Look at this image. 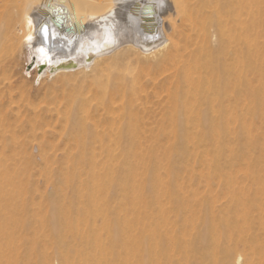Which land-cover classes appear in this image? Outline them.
Segmentation results:
<instances>
[{"label":"bare ground","instance_id":"1","mask_svg":"<svg viewBox=\"0 0 264 264\" xmlns=\"http://www.w3.org/2000/svg\"><path fill=\"white\" fill-rule=\"evenodd\" d=\"M3 1L0 192L33 189L38 176L56 174L54 128L32 100L15 95L10 55L29 53L51 72L91 60L99 75L103 54L126 44L154 62L145 82L108 76L73 104L69 174L84 178V192L75 190L67 206L51 204L60 264H264V131L249 125L264 110V0ZM164 92L171 126L146 134L140 114H150L151 99ZM90 107L105 112L107 128L81 118ZM147 135L173 141L153 144ZM236 169L247 190H239ZM214 181L225 205L215 206ZM2 246L14 245L0 243V264L9 263Z\"/></svg>","mask_w":264,"mask_h":264},{"label":"rangeland","instance_id":"2","mask_svg":"<svg viewBox=\"0 0 264 264\" xmlns=\"http://www.w3.org/2000/svg\"><path fill=\"white\" fill-rule=\"evenodd\" d=\"M4 5H5V1L0 0V14L3 11ZM167 33H170V30L167 29ZM162 41H166L164 37L162 38ZM124 46H126V44L120 47L123 48ZM122 48L115 49L113 52L111 51L114 54L115 51L121 49V52L118 53V56L115 55V58L114 56L113 58L111 57L113 55L111 52L110 54L108 52L107 53L108 55L106 53L103 54V56L106 57L104 58L106 60H104L101 63V67L104 69L103 72L100 73L99 75L96 74L98 77L95 75V73H93L92 70H90L91 65L93 63L91 60H85V63L83 64L84 66H82V64L79 65L73 64L72 65L73 69L71 68L69 72H62V71L51 72L49 71V69L41 70L39 67L35 66L29 57V53H19L17 55L15 54L14 56L10 55L9 57V61L11 62L10 81H12V83L14 84L12 88L16 93L15 95L18 96L19 94H23V96H25L24 98L27 99L29 98L30 101L32 100L33 101L32 103L38 109V115L40 116V119H47V121L54 128V134H53L54 137H52L50 141H52L54 145V155H55V160L57 162V163L55 162L54 168L57 175L55 174L53 177H48V178H46V176L44 177L43 175L38 176L35 179L36 185L34 186L33 189L23 190L18 193L11 191L0 192V233H2L3 235L2 236L0 234V243H3L5 239L7 241H10L14 245L13 250L8 249L7 246L1 247L3 253L7 256L6 257L7 261L9 262L5 264H60L61 263L60 257L57 254L58 247L57 245H55L56 225H54L55 223L52 225V223L49 222L50 215L52 214L51 204L57 203L58 205H63V206H65L66 204L68 205V203L70 202L69 199L70 197H72V200L74 201H76L77 199L76 193H74L75 190H78L76 192H79V194L84 192L80 189V186H78L79 184L78 182L80 180L82 181L84 178L83 177L76 178L71 176V174H69V170L71 169L70 168L71 164L68 159L70 158L69 156L71 155V153L72 154L75 153V146L73 148L74 142L72 140V137L69 136L70 132L68 128H70V124L72 123V119L74 116L73 114H75L76 111H77L76 113H78L77 110L78 108H76L74 105L79 104L78 102L81 98L83 99L87 97L89 98V96L91 97L93 92L92 90L95 89L93 85L96 86L98 85V83L106 84L107 83L106 78L108 76L109 79L116 80L117 78H121L126 75L137 74L141 78L138 76L135 77L136 78L138 77L140 82H145L146 78L148 77L147 75H149L148 73L149 67L151 66V64L152 65L154 64V62L149 63L150 61L147 63L146 62L147 60L141 56L142 52L140 50L132 49V48H126V49L124 48L122 49ZM158 48L160 49L161 45L158 46ZM158 48L155 49L158 50ZM155 49H152L151 51L149 50L148 52H146V54L152 51H156ZM147 65L149 67H146ZM146 68H148L147 71ZM95 82L97 83L95 84ZM161 97L166 100L161 99L162 100L161 101L160 100ZM160 98L151 99V104L149 106L151 107L152 111L150 112V114H142V113L140 114L141 116L143 115V117L145 116L144 123L146 128L143 131L144 132L146 131L145 132L146 134H150L151 132L154 131V129H155L154 132H156V130L158 131L159 129L166 130V128L168 131L169 127L171 126L170 123L164 122L169 110V106L167 105L169 103L168 102L169 100L167 101L168 99L167 94L165 92L164 94L162 93ZM163 101H164V105H163ZM154 104L156 106H153ZM164 109H166V111H164ZM84 114L81 113L80 116H85V117H81L82 119H86L88 117L86 120L88 124L92 125L95 123L98 126V129L107 128L108 123L106 122V120L108 116L105 114L104 111L102 110L95 111L93 107H90L84 111ZM154 117L156 121H154L155 120ZM91 120H93L94 122L91 123L92 122ZM263 122H264V110L262 112V116L261 117L259 116L254 122L252 121V123H249V125L250 127L259 126L261 127L260 131H264V124L263 125L261 124ZM148 124H150L151 126ZM100 126L103 127L100 128ZM167 136L168 135L155 136L152 137L153 139L148 136L147 138H149L148 141L149 142L152 141L153 144L157 143L160 145H164V143H167V141L168 142L173 141V138ZM146 145L149 146V144L147 143ZM147 146H143V147H146L148 149ZM72 148L74 149V151ZM161 149L162 148H160L159 151H161ZM156 154L160 155L161 153L156 152ZM65 155H67V157ZM64 157H66V159ZM98 159H100V157H98ZM66 160H68L69 162L67 163ZM237 161H238L236 166L237 169L243 168L245 166V162H243L241 159H238ZM236 170L234 173H236L235 176L237 182L241 188H245L243 190L242 189L239 190L241 191L247 190L250 187V185H248V181L240 172L241 170L240 171L239 170L236 171ZM195 171L200 173L202 172V169L196 167ZM73 181L76 182V184H74ZM202 181L203 180L201 178L199 180H196V184H197L196 188L197 191L199 190L198 195L199 193L205 191L204 183ZM65 182L67 186H65ZM70 182L75 185V186L73 185V190L71 188L72 185ZM72 191L74 194L71 193ZM211 191L212 193L210 192L209 193L213 195V197H215L216 200L215 206H219V205L221 206L227 203V199L222 194L223 192L219 190L218 183L216 181L212 183ZM106 193L109 194L110 197L113 195L112 192L108 190L106 191ZM57 194H59L60 196L57 197L56 196ZM104 195H99V196L101 197ZM239 199H243V197L240 196ZM59 200H61V202H59ZM259 203L261 204L260 200ZM250 216L258 217V213L255 211L252 213L251 210ZM61 220L64 222L67 220V218ZM5 224L8 226H6ZM97 225L100 226L101 222L98 221ZM3 227L5 228L4 230ZM6 227L7 229L8 228L9 229L6 230ZM62 233H63L62 236L65 239L70 240L72 238L70 237L71 233L69 232V230L64 229ZM62 247L63 248H61V250L65 251L66 250L65 247L64 246ZM43 258L44 259L48 258V263H45Z\"/></svg>","mask_w":264,"mask_h":264}]
</instances>
